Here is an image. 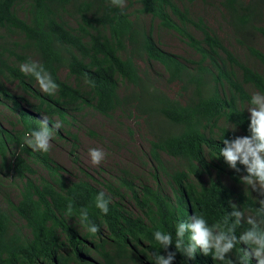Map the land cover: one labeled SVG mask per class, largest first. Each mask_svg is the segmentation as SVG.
<instances>
[{"label":"trees","instance_id":"16d2710c","mask_svg":"<svg viewBox=\"0 0 264 264\" xmlns=\"http://www.w3.org/2000/svg\"><path fill=\"white\" fill-rule=\"evenodd\" d=\"M185 1L125 0L121 15L108 0H0V99L18 126L6 128L0 121V167L20 182L18 200L0 205V264H151L144 253L154 245L155 227L171 231L178 216L193 211L210 222L219 220L229 199L241 207L253 203L243 194L242 173L211 156L218 153L224 131L235 136L226 130L228 121H240L237 127L246 134L248 114L242 108L249 89L264 91V68L239 59L202 17L192 16ZM222 6L234 36L246 41L250 56L264 67V52L252 45L254 35L264 37L259 23L264 0H222ZM153 22L177 33L197 59H182L161 47ZM28 58L52 74L58 84L54 95L41 93L19 73L18 64ZM151 61L163 67L168 83L179 86L175 96L155 85L140 64ZM62 69L73 81L60 76ZM7 82L21 92L10 90ZM126 105L146 120L151 154L169 189L163 191L160 178L157 187L122 178L136 212L112 185L100 187L89 175L70 179L49 152L19 147L41 113L63 124L54 138H72L77 146L78 134L69 128L75 113L90 107L110 115ZM162 154L175 162H164ZM71 155L77 162L73 149ZM36 165L44 175H37ZM210 166L216 167V177ZM99 190L112 196L106 216L93 205ZM69 202L76 213L87 207L90 219L103 225L97 236L81 237L84 228L77 231L63 214ZM173 264L213 262L200 254L186 262L177 252Z\"/></svg>","mask_w":264,"mask_h":264},{"label":"clouds","instance_id":"9594fccd","mask_svg":"<svg viewBox=\"0 0 264 264\" xmlns=\"http://www.w3.org/2000/svg\"><path fill=\"white\" fill-rule=\"evenodd\" d=\"M108 3L124 14L125 0H108ZM17 67L41 93L55 94L58 84L43 63L28 58ZM245 110L248 114L246 134L226 137L224 131L218 138V153L211 157L222 158L234 173H242L238 179L244 186L243 194H250L253 203L241 207L229 199L227 212L219 220L210 222L203 213L193 211L184 218L178 216L171 231L155 227L151 235L154 245L144 253L151 264H173L177 252L186 262L195 260L200 254L210 257L213 264H264V91H253L242 112ZM239 122L228 121L226 130L235 132ZM62 128L60 120L41 113L38 126L23 133L19 147L47 153L54 133ZM87 154L92 165H99L106 156L97 147H90ZM111 203V195L104 190L96 192L93 205L100 214L106 216ZM63 214L72 219L77 231L84 228L85 231L80 233L82 238L91 239L102 231L103 225L90 219L87 207H81L76 213L69 202ZM170 245L174 246L171 250ZM160 250H164L163 253Z\"/></svg>","mask_w":264,"mask_h":264},{"label":"rangeland","instance_id":"374dc122","mask_svg":"<svg viewBox=\"0 0 264 264\" xmlns=\"http://www.w3.org/2000/svg\"><path fill=\"white\" fill-rule=\"evenodd\" d=\"M185 2L192 16L195 18L202 17L239 59L249 64H256L258 70L263 71V65L255 61L246 49V41L238 40L239 38L234 36L235 34L228 23V16L222 6V0H194L191 2L186 0ZM149 20L147 17V24H149ZM259 23L264 25V7ZM153 25L155 26L153 35L161 47L174 52L182 59H197L195 52L177 33L157 28L156 22H153ZM252 39V45L264 52V37L257 34ZM140 64L148 68L149 75L155 85L171 96L176 95L179 86L176 83L167 82V74L159 63L151 61L140 62ZM67 75L66 70L60 71L61 77H67L69 81H73ZM8 86L13 92H21L15 82H9ZM253 91L256 90L249 89L250 94ZM1 101L2 99H0V121L6 128H17L15 115ZM74 116L76 119L71 120L72 125L69 128L78 134L77 146L72 144V138H53L49 150L51 157L65 168L64 173L68 178L78 179L89 175V179L100 187L112 185L120 191L121 194L119 195L121 196H117L124 201L132 212H136V209L130 191L122 185V178L130 179L135 186L140 185V183H147L152 187H157V180L160 178V187L165 192L169 191L163 172L156 167L151 154L150 140L152 136L148 124L133 107L126 105L123 109H119L110 115H103L90 107H85L83 111L75 113ZM54 118L57 119V117ZM234 134L244 135L238 127ZM90 147L100 148L106 153L105 159L99 165L90 163L87 154ZM71 149L76 154L77 162L71 155ZM162 159L166 163L175 162L174 159L165 154H162ZM36 168L38 176L45 174L42 168L38 166ZM1 169L0 167V205L5 207L7 199L12 202L18 200L20 182L15 179L14 174L11 172L2 173ZM4 171L7 170L4 169ZM209 173L216 177V167L210 166ZM221 176H223L222 179L226 184H233L228 177ZM207 177L209 175H204L203 178ZM13 217L17 222H20L15 215Z\"/></svg>","mask_w":264,"mask_h":264}]
</instances>
